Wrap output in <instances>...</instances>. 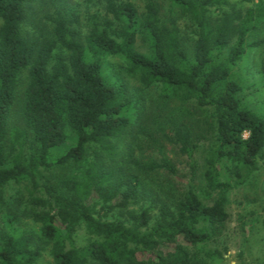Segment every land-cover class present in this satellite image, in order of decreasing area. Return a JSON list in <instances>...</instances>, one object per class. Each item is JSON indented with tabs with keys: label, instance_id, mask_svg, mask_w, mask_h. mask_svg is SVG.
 <instances>
[{
	"label": "trees",
	"instance_id": "16d2710c",
	"mask_svg": "<svg viewBox=\"0 0 264 264\" xmlns=\"http://www.w3.org/2000/svg\"><path fill=\"white\" fill-rule=\"evenodd\" d=\"M32 1L0 0V264H38L45 251L52 264H205L183 242L206 243L228 220L230 193L258 170L264 149V111L246 103L247 87L238 71L264 43L251 39L264 31V0H238L256 1L245 10L231 0H160L196 27L191 56L175 19H169L170 26L161 24L159 0H145L143 15L132 3L109 0L112 19L102 29L93 24L84 43L72 38L73 19L61 16L53 37L39 42L24 35ZM214 7L221 13L214 15ZM139 36L148 39L147 52L136 49ZM26 68L21 116L35 143L27 159V132L13 129L8 135L19 75ZM259 73L264 89V62ZM129 76L137 77L143 89L159 85L164 100L193 103L213 121L203 172L212 202L197 191V146L191 130L178 123L174 142L190 168L182 197L174 207L161 204L155 222L150 209L129 210L141 195V175L122 170L114 153V142L124 139L133 124L127 111ZM68 143L54 158V150ZM91 147L98 150L96 160L84 170L40 182L41 169L79 166ZM161 168L173 170L165 159L147 166L149 171ZM10 182L29 183L43 195H31L26 203L6 200L2 188ZM114 212L127 221L107 219ZM80 226L92 238L85 245L75 241Z\"/></svg>",
	"mask_w": 264,
	"mask_h": 264
},
{
	"label": "rangeland",
	"instance_id": "374dc122",
	"mask_svg": "<svg viewBox=\"0 0 264 264\" xmlns=\"http://www.w3.org/2000/svg\"><path fill=\"white\" fill-rule=\"evenodd\" d=\"M109 0H33L29 6V15L23 25V33L37 41L53 37L55 20L61 16L72 18V38L84 43L93 24L97 23L100 29L105 21L112 19L107 12ZM116 4L132 3L143 15L145 0H110ZM257 1V0H256ZM254 2H239L231 0L238 9H247ZM159 2V16L162 25L170 26V18L175 19L179 27L182 46L189 56L192 55L193 44L196 39V27L189 18L173 13L164 1ZM228 7H223V10ZM214 15L221 13V8H211ZM264 39V31H260L251 38ZM148 39L141 36L136 42V49L141 52L149 50ZM68 56L69 53L62 47L57 51ZM114 62V60H112ZM264 62V43L256 46L238 68L245 81L247 99L246 103L260 112L264 111V89L260 81L259 68ZM116 64V63H115ZM28 68L23 69L19 75L15 103L8 116V135L13 129L27 132L28 142L25 148V159L35 149L31 132L26 128L21 116V107L24 93L28 84ZM128 97L132 99L128 112L133 124L126 132L124 139L114 142L115 157L124 171L139 172L142 180L141 195L132 201L129 210L139 213L150 209L151 220L155 222L161 204L174 207L183 195L185 184L190 178L188 159L181 154L178 145L174 142L173 130L178 123L186 125L192 132L193 144L197 146L195 152L196 177L195 184L201 198L212 202L213 195L204 191L203 172L205 169L204 154L213 140V121L205 111L193 103H183L180 100H164L160 95L159 85L143 89L137 77L129 76ZM10 139V138H9ZM63 145L54 150V158L63 153L67 146ZM9 151V149H8ZM95 147L88 149L85 160L79 165L54 164L38 173L41 183L55 182L66 175H74L84 170L88 163L96 160ZM106 160L107 154L101 153ZM165 159L172 167V171L161 168L149 171L150 161L160 162ZM10 157H8V161ZM79 168V169H78ZM6 200L22 199L26 203L31 195L42 196L41 189H33L29 183H8L2 188ZM228 205V220L213 231L212 238L196 246L184 245L193 256L206 261L205 264H239L240 260L251 264H264V149L259 160V168L251 178L242 186L236 187L230 193ZM3 212L0 211V231L3 230ZM107 219H122L119 212L110 213ZM92 240L80 226L75 236L77 245H85ZM240 253L242 256L240 257ZM38 264H52L48 252H44Z\"/></svg>",
	"mask_w": 264,
	"mask_h": 264
}]
</instances>
